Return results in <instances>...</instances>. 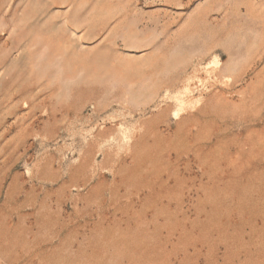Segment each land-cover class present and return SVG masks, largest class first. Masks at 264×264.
<instances>
[{
  "label": "rangeland",
  "instance_id": "1",
  "mask_svg": "<svg viewBox=\"0 0 264 264\" xmlns=\"http://www.w3.org/2000/svg\"><path fill=\"white\" fill-rule=\"evenodd\" d=\"M0 264H264V0H0Z\"/></svg>",
  "mask_w": 264,
  "mask_h": 264
}]
</instances>
